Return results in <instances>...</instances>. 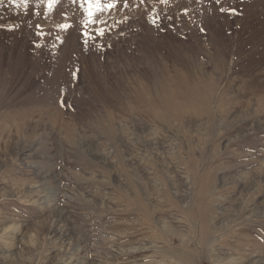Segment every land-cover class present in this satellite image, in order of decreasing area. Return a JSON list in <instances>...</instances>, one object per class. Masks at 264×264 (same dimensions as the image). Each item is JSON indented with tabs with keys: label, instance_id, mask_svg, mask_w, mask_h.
Instances as JSON below:
<instances>
[{
	"label": "rangeland",
	"instance_id": "rangeland-1",
	"mask_svg": "<svg viewBox=\"0 0 264 264\" xmlns=\"http://www.w3.org/2000/svg\"><path fill=\"white\" fill-rule=\"evenodd\" d=\"M98 7L0 2V264H264V0Z\"/></svg>",
	"mask_w": 264,
	"mask_h": 264
},
{
	"label": "bare ground",
	"instance_id": "bare-ground-1",
	"mask_svg": "<svg viewBox=\"0 0 264 264\" xmlns=\"http://www.w3.org/2000/svg\"><path fill=\"white\" fill-rule=\"evenodd\" d=\"M166 77L167 78H164L163 80L164 82L161 88V103L163 107L159 113L153 114L159 121H162L167 125H171V122L173 121L172 118L182 108V104L194 106L196 103H204V105L208 106L211 103L212 96L208 87L205 88L204 86H201L202 88H198L200 86H198L195 81H191L190 77L184 76L181 73L173 78L168 76ZM207 92H209V95ZM148 103L153 107H157L156 102L153 100H148ZM220 107L222 106L220 105Z\"/></svg>",
	"mask_w": 264,
	"mask_h": 264
},
{
	"label": "snow or ice",
	"instance_id": "snow-or-ice-1",
	"mask_svg": "<svg viewBox=\"0 0 264 264\" xmlns=\"http://www.w3.org/2000/svg\"><path fill=\"white\" fill-rule=\"evenodd\" d=\"M0 2H2V0H0ZM12 3L14 4H17V6H19L20 3H23V4H27V0H11ZM52 2H55V0H50V3ZM217 2H219V0H217ZM96 4H97V7L99 6V0H96ZM98 10H99V7H98ZM223 11V9H221ZM63 27H68L67 25L63 26ZM103 34V33H101Z\"/></svg>",
	"mask_w": 264,
	"mask_h": 264
}]
</instances>
